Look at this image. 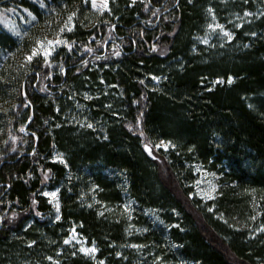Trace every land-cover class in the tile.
I'll return each instance as SVG.
<instances>
[{"label": "trees", "instance_id": "trees-1", "mask_svg": "<svg viewBox=\"0 0 264 264\" xmlns=\"http://www.w3.org/2000/svg\"><path fill=\"white\" fill-rule=\"evenodd\" d=\"M86 1L0 0L33 16L18 37L0 26V214L22 217L0 219V264H264V0H168L153 26L143 3L114 0L99 21ZM210 10L250 17L205 46ZM72 13L56 66L25 63ZM141 135L171 144L163 166ZM196 165L217 180L207 204L190 199ZM44 188L59 190V219ZM72 228L94 259L65 246Z\"/></svg>", "mask_w": 264, "mask_h": 264}, {"label": "rangeland", "instance_id": "rangeland-1", "mask_svg": "<svg viewBox=\"0 0 264 264\" xmlns=\"http://www.w3.org/2000/svg\"><path fill=\"white\" fill-rule=\"evenodd\" d=\"M113 1L114 0H109V9H106L103 12L97 11L95 8H93L91 6V0H87L85 3H86V6L89 7L91 12L94 13L97 16V19L99 20L101 18H104L107 14L110 13V5ZM129 1L131 3H138V4L143 3V5H145V7H144L145 12L151 14V17H152V18H149L148 25L153 26L154 25L153 21H154V18L157 16L158 11L152 12L148 9V7H149V4L147 3L148 0H135V2H133V0H129ZM41 5H43V4H41ZM76 17H77V14H75L73 16L71 21H69L67 19L65 21V23L60 27V30H58L54 33L50 32L51 34H49V33L47 34V32H45L43 34V35H45L44 38L39 40V41H44V45H43L44 49L50 50V54L47 57H45L43 55L42 51H39L38 54L35 57H33V59L31 61H28L25 58V63H32L35 59L40 58L44 62V64L52 70L57 64V62H55L56 56L58 55V53H60L61 49L67 43L65 38H64V35L66 32H71L74 29ZM246 17H250V12L244 13L243 17H238V18L236 17L232 20L221 21L217 17V15L215 14V12L213 10H210L206 35L204 37L200 38L199 41L201 42V44H203L205 46H208L212 42H215L216 44H221L223 41L224 42L226 41L227 43L231 42L234 39V34L231 32V28L233 27V24L242 23V21H244ZM32 20H33V16L31 15V13L22 7L19 8L16 6H12V7L0 6V26L16 37H18L21 34L22 27L28 26ZM99 21H101V20H99ZM103 23L104 22L102 21L101 24H103ZM209 25H211L212 27H209ZM218 26H222V27H218ZM61 29H63V31H61ZM225 32L231 33V39H229L227 36H225V34H224ZM57 39H60L63 42L53 44V45L47 44L48 40L54 41ZM112 39H113V35L110 33L108 41L112 40ZM106 42H103L102 46H104V44ZM40 47L41 46L37 43L34 48L40 49ZM151 47H152L153 51L163 53V54L165 53V48H162L157 44L151 45ZM109 50L112 53H114V54L111 53L112 56L117 55V53L119 52V50L115 47L109 48ZM84 51H86L87 54L88 53L90 54L91 52L93 53L92 48H86ZM46 60H47V62H45ZM99 61L100 60L98 58H96L91 62V64L95 63V65H96V62H99ZM219 82L223 83L224 80L219 79L216 81V83H219ZM137 127H138L137 131L139 132L140 127L139 126H137ZM24 130H25V126H24ZM26 133L29 134L30 132L25 130V134ZM141 137L143 138L144 148H145V144H147L149 146V148L151 149V153H152L151 155H149V152L145 149L147 154L153 160H155L156 162H158L159 164H161L163 166L164 161L161 158L159 152L161 150H164V151L169 150L172 147L171 144L168 142H165V141H159L156 143H149L144 135H141ZM19 142H21L20 139H13V146L15 147L14 149H16L18 147ZM161 142H164V143L161 144ZM157 145H160V146L157 147ZM164 145H167V147H165ZM7 146H8V144L5 145L3 139L0 135V153ZM24 146H25V142H24ZM53 158H54L55 162L65 163V159H64L63 155L60 154L58 151L54 153ZM195 173H196L195 174L196 180L192 186L193 192H192V196L190 197V199L195 198V199L200 200L202 202V204H207L209 201L214 200L217 196L218 185H217L216 177L213 174L209 173L201 165L195 166ZM49 180H50V173L46 172L42 176L43 186L48 185ZM52 192H56V197H52L51 195H45V193H52ZM42 194L48 199V204H50L53 207L54 218L57 219V216H60V208H61V202H60V198H59V190L56 189L53 191H49V190H47V188H44L42 190ZM93 199H94V197H93ZM57 204L59 205V208H57ZM125 205H126V209L129 211L128 213H131L130 208L133 205L132 200H130L128 198L127 201L125 202ZM147 213L152 218H154V219L156 218V220H158L161 223V221L158 219L159 217L156 216L155 211H148ZM6 215H8L6 219L10 223H17L22 218L20 212H17L15 210H11V209L7 208L5 210V212L0 214V219L2 222L5 221ZM35 215L38 217H41V215L38 213H35ZM258 229H259V232L264 231V230H262V226ZM73 230H75V231H73ZM73 236L75 237V239H73ZM66 240H68L69 243H65ZM66 240L64 241V244L71 251H73V252L78 251V252L82 253L83 255L90 257V258H93V259L96 257L97 250L95 253H91V254H86V253L80 251V249L82 247L83 248H91V247H95V246L90 244L83 236H81L79 234V232L76 230V228H72V230L69 232V235H68ZM52 263L57 264V261L53 260Z\"/></svg>", "mask_w": 264, "mask_h": 264}, {"label": "snow or ice", "instance_id": "snow-or-ice-1", "mask_svg": "<svg viewBox=\"0 0 264 264\" xmlns=\"http://www.w3.org/2000/svg\"><path fill=\"white\" fill-rule=\"evenodd\" d=\"M133 2H135V0H133ZM43 6V5H42ZM91 6L93 8H95L97 11L103 12L106 9H109V0H91ZM75 15V13H72L71 15H69L68 20L71 21L73 16ZM209 27H212L211 25H209ZM218 27H222V26H218ZM70 30V29H69ZM61 31H63V29H61ZM225 36H227L229 39H231V33H224ZM63 41L60 39L57 40H48L47 44L48 45H53V44H57V43H62ZM37 43L41 46L40 49L37 48H33L31 53L29 55L26 56V59L28 61H31L33 59V57H35L39 51L43 52V55L45 57H47L50 54V50L49 49H44L43 45H44V41H37ZM118 54V53H117ZM47 62V60L45 61ZM92 125H88V127H91ZM164 142H161V144H163ZM160 145H157V147H159ZM165 147H167V145H164ZM145 149L149 152V155H151V149L149 148V146L147 144H145ZM45 195H51L52 197H56V192H52V193H45ZM57 208H59V205L57 204ZM57 219H59V216H57ZM262 230H264V226H262ZM75 231V230H73ZM73 239H75V237L73 236ZM65 243H69L68 240L65 241ZM96 248L95 247H91V248H81L80 251L84 252L86 254H91V253H95L96 252ZM119 255V254H118ZM49 259H51L49 257Z\"/></svg>", "mask_w": 264, "mask_h": 264}, {"label": "flooded vegetation", "instance_id": "flooded-vegetation-1", "mask_svg": "<svg viewBox=\"0 0 264 264\" xmlns=\"http://www.w3.org/2000/svg\"><path fill=\"white\" fill-rule=\"evenodd\" d=\"M168 0H165L161 6H155L153 4V2L151 0H148V4L150 7H152L153 9H155V11H158L159 12V15H158V18H161L162 16H164L166 13H168V9L166 10L167 6H168ZM116 45L118 44V42L116 40H109L107 41L105 44H104V51H103V54L100 55L102 57L106 56V54L108 53L107 50H108V47L109 45ZM120 47V45H119Z\"/></svg>", "mask_w": 264, "mask_h": 264}]
</instances>
